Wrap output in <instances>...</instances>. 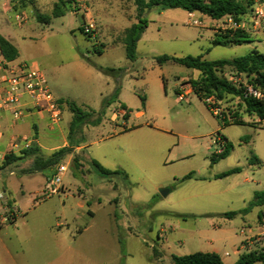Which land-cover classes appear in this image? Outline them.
<instances>
[{
	"label": "rangeland",
	"instance_id": "rangeland-1",
	"mask_svg": "<svg viewBox=\"0 0 264 264\" xmlns=\"http://www.w3.org/2000/svg\"><path fill=\"white\" fill-rule=\"evenodd\" d=\"M60 6L62 16L55 17L47 6L45 19H36L28 27L11 21L15 30L28 34L21 45L22 59L45 75L59 98L67 126L73 114L66 104L90 109L85 103L92 102L95 90L102 89L111 104L104 119L108 133L103 137L111 134L113 110L122 104L118 95L112 98L107 94L112 76L123 89L124 104L132 108V116L123 119V127L119 122L118 127L125 131L123 141L98 142L101 135L87 137V143L94 144L81 153L85 157L83 171L70 168L68 181L78 184L76 197L88 203L84 209L77 208L72 198L62 208L59 195L42 196V175L26 173L19 180L21 175L10 174L15 167L3 162L0 264H173L172 255L203 250L207 238L191 236V230L208 229L211 222L219 225L224 214L248 209L255 191L264 190V123L247 112L239 97L227 96L222 101L223 113L225 118H233L236 110L237 119L247 123L223 122L196 95L177 102L174 85L184 67L172 62L159 65L157 57L233 60L254 50L264 53V34H249L240 45H223V38L207 28L210 20L203 14L195 12L206 27H194L188 24V11L155 6L143 14L148 28L136 60L131 61L126 57L121 27L127 26L126 14L132 7L122 12L115 5L110 16L99 18L97 33L105 45L99 53L98 41L83 33L82 16L74 14L68 3ZM99 67L116 73L106 74ZM230 72L221 75L225 78ZM198 78L192 76L189 82ZM138 112L143 115L135 117ZM216 129L231 147L226 158L213 162L218 154L213 145ZM104 150H114L112 157L123 158V170L117 175L105 176L93 163L94 157H103ZM253 158L259 164L251 165ZM204 166L207 171L202 175L216 174V179L182 181L188 175L195 178L192 170ZM235 168L240 171L220 177ZM163 190L169 193L163 196ZM259 210L254 207L228 219L231 232L255 227ZM162 238H167L166 244ZM3 243L10 248L11 257ZM258 247H262L260 242L252 248Z\"/></svg>",
	"mask_w": 264,
	"mask_h": 264
},
{
	"label": "crops",
	"instance_id": "crops-1",
	"mask_svg": "<svg viewBox=\"0 0 264 264\" xmlns=\"http://www.w3.org/2000/svg\"><path fill=\"white\" fill-rule=\"evenodd\" d=\"M61 1L62 0H5L4 2H0L1 3L0 4V35L6 38L7 40H9L17 48L19 52L18 58L10 62L11 64L25 63V60L22 59L21 45L28 36V34H26L25 32H22L21 30L17 31L11 26L13 25L11 21H13L15 25L19 26L18 24L15 23V19H14L15 14L22 10H32L33 15L30 18V20L26 24L19 26L22 28L28 27V25H31L33 21L36 19H40V20L45 19L43 16V11L46 9L47 6L52 7L53 15L56 12V10L58 14H61L63 10L56 9L57 8L56 6H59V8H61L60 6L62 4ZM87 1L90 7L92 8L93 16L97 21L98 28L100 27L99 18L100 17L103 18V16H110L111 10L115 5L122 12L131 9L132 7V11L129 13L127 12L126 14L127 17L125 21L127 20V26L124 28L123 26L121 27L123 34L122 42L124 44V37L126 30L138 22L137 8L133 0H116L115 4L110 2V0H87ZM79 21L81 24L82 19L79 18ZM144 35L145 33L143 34V36ZM143 36L138 42V46L139 43L142 41ZM98 43L99 46L96 47V49H100V51H102V49L104 50L105 45L101 39V35H98ZM0 59H3V57L0 56ZM193 71L194 70L187 69L185 67L179 69L180 77L178 78V81L174 85V91L176 92V94L180 91V88L183 84L189 82L190 77L193 76L197 78L200 76V73L198 71H196L197 72L196 75L192 73ZM115 73L116 72H114L113 74ZM113 78L114 77L112 76V78H109L110 80L108 79L109 82L106 89L107 94L110 95L112 98L114 97L117 88V83L115 81L116 78L114 79ZM162 82H165L164 78H162ZM191 96H193V94H191L189 98H191ZM56 98L59 99L58 97ZM118 100L122 102L121 106L128 111V116L124 118V120H129L132 116V108L124 104L125 100L123 99V89H120V92L118 94ZM176 100L177 102H179L178 99ZM85 104L87 107L91 106L89 107L90 109H87L86 111L89 110L88 112L93 113L94 121L83 128V135L81 140L82 143L80 145H76L75 143L71 142L69 139V128L72 119L68 123L69 124L68 126L64 118L62 124L59 127L52 128L48 123L47 116L37 112L32 108H26V113L24 117L16 122L13 121L11 114L8 112H3L0 118V150L1 151L8 150L14 138L26 137V138H34L35 140V142L32 144V147L36 149L33 154L24 155L22 154L23 151L20 152L16 151L12 154V156H15L19 159L12 162L9 165H5V166L15 167V169L11 171L10 173L11 175L19 174L21 175L19 180H22L24 178V174L26 173H29L31 175L40 174L42 175V184L44 187L47 179H49L53 174V171L57 166V164L66 163L68 165V171L63 177L64 191L62 194L58 196L59 199L61 200L60 202L62 204V208H65L66 201L69 200L70 198L73 199L72 201L76 202V207L79 209H84L86 206H88V203L85 200L83 199L80 200V198L76 197L75 193L80 191L78 184L75 181L73 182L68 181V173L72 166L81 172L84 169L83 161L85 157L83 158L81 153L84 150L88 149L90 146H92V144H94V143L88 144L87 137H92L94 135H101L102 138L99 139L98 142L111 140V139H115V141L120 142L123 141V133L125 132L123 131V128L118 127L120 121H122L120 126L123 127V118L112 115L110 119L111 134L107 135L106 137H103L104 132L105 133L107 132L106 127H108L107 126L108 124L104 121L105 113H107L110 110L111 104L109 102V98L104 95L102 89L95 90V96L93 101L87 102ZM66 105L69 109V105L68 104ZM236 112H237L236 110L232 112V114L234 115L233 117L234 121L240 123H247L246 120H244L243 122L239 121V119H237V116L234 114ZM142 115L143 112H138L135 114V117H140ZM71 116L73 118V115ZM218 130L220 129H216L215 131H213V133L215 132L219 133L217 132ZM63 148H70L72 152L66 155L65 158L61 159L60 162L57 163L56 165L46 166L45 161L51 158L54 152ZM118 150L122 151L120 146ZM114 152L115 151L112 150V152L108 153L107 150H104L102 153L103 157L101 158L94 157L93 163H97L101 168L110 172L123 170V158L112 157L115 155ZM86 159H91V158H86ZM2 164L3 162L0 163V169L2 167H5L2 166ZM109 164L115 167H110ZM206 171H207L206 166L200 169L192 170V173L196 172V175L195 178H190L189 181H195V182L206 181L207 180L206 178H209V180L212 181L216 179V177L218 176L216 174L213 175L211 174L209 175V177H204V175L202 174L203 172ZM5 192L7 193V191ZM256 192L257 191H255V193ZM15 209L17 210L16 206ZM89 213L92 215L90 210ZM263 215H264V206H260V210L258 212V224H256L255 227H250V226L242 227L238 232L235 233L231 232V228L228 225L232 221H229L228 220L229 218H225V220L221 221L219 225H216L214 222H211L208 226V229L191 230L190 234L191 236H199L200 239H202L203 237L207 238V241L202 244L204 246V249L199 252L216 253L220 255V257L222 258L225 264L227 259L231 260L229 264H234L239 259L240 255L244 252L241 246L245 241V239L258 236L264 232ZM3 226L4 224L0 221V229L3 228ZM161 240H162V244H166L167 238ZM2 245L5 252L8 255L10 254L11 257L10 248L6 246V244L4 243Z\"/></svg>",
	"mask_w": 264,
	"mask_h": 264
},
{
	"label": "trees",
	"instance_id": "trees-1",
	"mask_svg": "<svg viewBox=\"0 0 264 264\" xmlns=\"http://www.w3.org/2000/svg\"><path fill=\"white\" fill-rule=\"evenodd\" d=\"M133 2L137 8L138 22L126 30L124 37L126 57L131 61L136 60L138 42L148 27V22L143 19V14L145 10L151 7L160 6L165 9H184L188 12L195 11L212 19H219L226 14H233L238 18L245 14L248 10V5L244 0H133ZM61 3L64 4L65 2L61 1ZM56 7V9H61L59 6ZM62 15L63 11L61 14H58L57 10L54 13L55 17ZM247 36L248 35H244L242 32H239L232 39L223 36L217 37L223 38V42L221 43L223 45H240L245 42V38ZM0 50L4 59L8 62L16 60L19 56L17 48L1 35ZM97 51L101 53L100 49H97ZM168 62L176 63L187 69L198 71L200 73L199 78L191 82L196 91H206L210 94H214L221 101L225 100L227 96L239 97L243 105H245L248 113L251 115H257L261 120L264 119V102L255 99H243L241 91L230 84L221 75L228 69L231 72L234 71L243 73L248 78L249 82L254 83L264 93V53L254 50L245 56L238 57L233 60H219L211 62L204 60L203 56L177 57L163 55L157 57V63L159 65H163ZM99 69L106 74L116 72L111 68L99 67ZM119 90L120 86L117 85L115 96L118 95ZM145 100V97H142V101L145 102ZM68 105L73 114V119L69 128V139L76 145H80L82 143L83 128L94 121L93 113L88 112L75 104ZM234 114L236 115V113ZM230 147V144H227L224 152L217 154L214 158H212V161L215 162L218 159L226 158L230 154ZM35 150L36 149L31 147L28 150H24L22 154H33ZM71 152L72 150L70 148H63L54 152L51 158L45 161L46 166L56 165L61 159L65 158V156ZM18 159L19 158L12 155L8 156L5 160V165H9ZM256 164H259L258 159L253 158L251 165ZM95 165L98 167L97 163H95ZM99 171L103 175L110 177L119 173L118 171H106L100 166ZM239 171V168H235L227 173H224L220 177H227L232 174H236ZM190 178V175L185 176L182 178V181H186ZM260 206H264V190L257 191L255 193L254 199L250 202L248 209L242 212H229L224 214V217L232 219L240 213L249 212L254 207ZM171 259L173 264H225L220 255L216 253L195 252L183 256L172 255ZM234 264H264V247H258L251 251L243 252Z\"/></svg>",
	"mask_w": 264,
	"mask_h": 264
},
{
	"label": "built area",
	"instance_id": "built-area-1",
	"mask_svg": "<svg viewBox=\"0 0 264 264\" xmlns=\"http://www.w3.org/2000/svg\"><path fill=\"white\" fill-rule=\"evenodd\" d=\"M4 1L0 0V2ZM244 1L248 5V10L245 14L238 18L233 14H226L219 19L209 18L211 26L210 28L207 26V28L215 36H223L229 39L235 37L239 32H242L244 35L264 34V0ZM64 2L70 5L74 14L82 16L83 22L81 28L83 29V33L97 43V24L87 0H64ZM32 15V10L19 11L15 14V23L24 25L30 20ZM188 18L189 25L206 27L196 17L195 11L189 12ZM0 56L3 57L1 50ZM225 79L241 91L243 99H255L264 102V93L254 83L249 82L243 73L233 71L227 74ZM191 94L198 96L206 104L209 111L216 117L221 118L223 122H234L233 118H225L222 109L223 102L221 100L214 94L206 91H196L189 82L181 86L180 91L177 93V99L179 102L185 101ZM26 108H32L46 115L48 123L52 128L59 127L64 120L59 99L52 93L45 75L40 70L26 63L11 64L4 60L3 57V59H0V118L3 112H8L11 114L14 122L19 121L24 117ZM127 115L128 111L122 106L113 110V116L124 119ZM261 122L264 123V119ZM34 142V138H14L8 150H0V163L5 162L6 158L16 151L20 152L30 149ZM227 144V140L220 133H216L213 145L218 147V154L224 152ZM67 171L68 165L66 163L57 164L53 174L44 185L42 196L52 197L60 195L64 191L63 177ZM16 212L12 213L15 217ZM4 221H8V218H4ZM256 242H260L262 247H264V232L258 236L246 238L241 248L244 252L251 251Z\"/></svg>",
	"mask_w": 264,
	"mask_h": 264
},
{
	"label": "water",
	"instance_id": "water-1",
	"mask_svg": "<svg viewBox=\"0 0 264 264\" xmlns=\"http://www.w3.org/2000/svg\"><path fill=\"white\" fill-rule=\"evenodd\" d=\"M168 193H169V190H163V191H162V195H163V196H166Z\"/></svg>",
	"mask_w": 264,
	"mask_h": 264
}]
</instances>
